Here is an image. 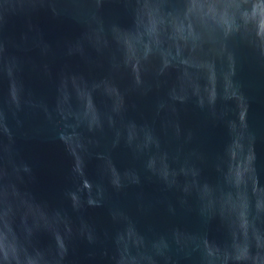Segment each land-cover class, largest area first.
<instances>
[{
    "label": "water",
    "instance_id": "obj_1",
    "mask_svg": "<svg viewBox=\"0 0 264 264\" xmlns=\"http://www.w3.org/2000/svg\"><path fill=\"white\" fill-rule=\"evenodd\" d=\"M0 264H264V0H0Z\"/></svg>",
    "mask_w": 264,
    "mask_h": 264
}]
</instances>
